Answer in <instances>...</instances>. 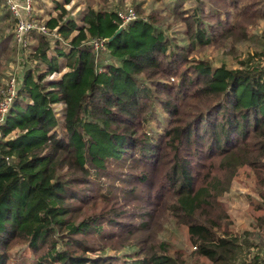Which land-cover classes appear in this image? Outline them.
<instances>
[{
  "label": "trees",
  "instance_id": "obj_1",
  "mask_svg": "<svg viewBox=\"0 0 264 264\" xmlns=\"http://www.w3.org/2000/svg\"><path fill=\"white\" fill-rule=\"evenodd\" d=\"M184 1L170 16L187 44L162 34L157 13L116 35L111 0L81 27L64 7L44 22L66 45L30 35L29 58L47 70L25 73L2 127L0 264H264V54L235 68L196 57L248 40L264 0ZM90 39H107L110 63ZM0 44L10 51V37ZM242 169L259 201L239 233L222 197ZM172 229L186 230L191 254Z\"/></svg>",
  "mask_w": 264,
  "mask_h": 264
},
{
  "label": "rangeland",
  "instance_id": "obj_2",
  "mask_svg": "<svg viewBox=\"0 0 264 264\" xmlns=\"http://www.w3.org/2000/svg\"><path fill=\"white\" fill-rule=\"evenodd\" d=\"M35 0V17L38 20L47 22L53 17L60 14L59 8L64 7L66 11L71 14V18L75 19L79 27H81L82 17L89 11L90 8L99 10L104 4L101 3L103 0ZM176 0H123L119 3L118 0H111L114 5L113 12L121 13L127 15L129 12L136 13V8H140L144 11L143 14L138 16L140 19H146L150 22V15L152 13H157L161 16L160 24L158 28L164 36H168L176 39L179 44H187V36L185 34V26L181 22L175 21L170 12L174 7ZM197 0H186L184 1V6L186 9H194L197 5ZM250 21L246 26L248 28L247 35L249 39H243L241 41H234L227 43L225 47L216 48L208 47L205 50L199 49L198 57L199 59H209L213 67H221L226 64L229 68H235L239 66V61L245 59L249 54H255L256 52L264 54V20H259L255 24L251 25ZM16 27V22L13 20L9 9L4 4L3 0H0V42L6 37H10L9 52H1L3 46L0 44V65L2 69L0 70V101L5 97L7 88L10 83V79L15 77L17 79L18 88L20 89L21 82L24 79L25 73L30 69L36 68L39 65L40 69L38 72H45L47 66L45 63H40L39 60L29 58L32 53V46L37 44V40L29 41V49L22 50L14 41L12 37ZM123 29V28H122ZM52 43L56 42L55 33L52 32ZM12 37V38H11ZM62 40L66 42L67 40L61 36ZM60 42H63V41ZM9 43V42H8ZM7 50V49H6ZM105 54L100 59L103 64L110 63L109 52L104 50ZM50 55L56 56L55 52H50ZM60 61L66 66V60L64 57L59 58ZM35 60V61H34ZM264 65V57H263ZM69 70L65 69L62 74H56L55 77L61 78L63 74L67 73ZM56 111L60 112V105L54 106ZM14 136L17 133L13 134ZM222 201L226 205L230 215L235 219L236 232H243L246 229H251L254 224L255 213L253 211V206L251 201H259V191L255 187L253 172L246 174L244 169L241 170V174L234 180L231 190L222 197ZM168 241L172 246L185 254H191L193 252V246L189 241L187 232L185 229L176 230L172 229L171 233L167 236ZM21 248V247H19ZM19 248H16L17 251ZM107 256H114V253H109ZM116 264H122L123 261H117ZM207 264V263H205Z\"/></svg>",
  "mask_w": 264,
  "mask_h": 264
},
{
  "label": "built area",
  "instance_id": "obj_3",
  "mask_svg": "<svg viewBox=\"0 0 264 264\" xmlns=\"http://www.w3.org/2000/svg\"><path fill=\"white\" fill-rule=\"evenodd\" d=\"M3 2L9 9L11 16L16 22L14 41L17 43L20 49H29L30 35L33 33L40 34L52 42L51 37L53 36L52 32H54L56 42L66 45V43L62 40L57 28L52 31L44 23V21L38 20L35 17V0H3ZM119 17L123 21V25L121 26L122 28L128 25L130 22L136 21L138 19V16L134 12H129L127 15L119 13ZM61 40L63 42H60ZM106 42L107 39H90L89 41L85 42V44L91 46L94 50V53L98 55L100 51L105 50ZM56 74L59 73L51 75L49 79H56ZM17 82L18 81L15 77L10 79L5 97L0 101V140L2 139V127L6 122V118L19 92V89H17Z\"/></svg>",
  "mask_w": 264,
  "mask_h": 264
},
{
  "label": "water",
  "instance_id": "obj_4",
  "mask_svg": "<svg viewBox=\"0 0 264 264\" xmlns=\"http://www.w3.org/2000/svg\"><path fill=\"white\" fill-rule=\"evenodd\" d=\"M121 31H122V28H120V29L117 31L116 35L120 34ZM116 35H115V36H116Z\"/></svg>",
  "mask_w": 264,
  "mask_h": 264
}]
</instances>
